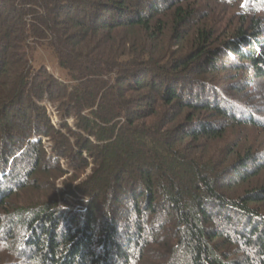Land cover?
Here are the masks:
<instances>
[{"label":"trees","instance_id":"obj_1","mask_svg":"<svg viewBox=\"0 0 264 264\" xmlns=\"http://www.w3.org/2000/svg\"><path fill=\"white\" fill-rule=\"evenodd\" d=\"M217 1L0 0V264H264V0Z\"/></svg>","mask_w":264,"mask_h":264},{"label":"rangeland","instance_id":"obj_2","mask_svg":"<svg viewBox=\"0 0 264 264\" xmlns=\"http://www.w3.org/2000/svg\"><path fill=\"white\" fill-rule=\"evenodd\" d=\"M217 5L214 6V8L216 10H219L221 15H226L227 17L229 16H233L234 18H237L239 16L238 14V9L239 7H236V5L234 7L229 6L228 3H226L224 0L223 1H217ZM225 5V6H223ZM225 59L221 60V64L222 65H226L227 68H229L230 64H228L227 62H225ZM38 63H43L47 66L48 70L54 74L56 77H65V74H63L61 72V69L59 68L58 62L56 57L54 56H49V55H43V56H39V59L37 61ZM243 96V99L245 102L249 101L251 106H255L259 109V113L258 116L261 117L262 120H264V84H260V85H255V86H250L247 88L246 92L241 94ZM41 103L44 104L48 116L51 120V124L54 126L56 131H61L63 134L67 133V130L62 126L63 120L62 117L59 114V110L57 106H54L48 99H45L44 101H42ZM239 107V106H238ZM256 108H254L255 110ZM257 111V110H256ZM241 116H244L243 112H241ZM249 118V115H245L244 119L246 123L247 120ZM73 119L69 120V123L72 125L73 127ZM248 124V123H247ZM229 134L230 136L228 137L229 140L231 142H233L234 140H238L239 145H237V149L240 147L241 149H243V147L245 146H249L250 144H255V142H257V140H259L260 138H262V134L259 132V130L254 129V127H244V129H240V127H232L229 130ZM248 137V139L246 138ZM43 144L44 147L46 149V151L48 152V154L52 153V146H53V142L50 140L49 137H44L43 138ZM260 149H264L262 147H260ZM62 163L64 164L65 168L67 169V161L63 160ZM90 173V168H87L86 173H84V175L82 176V178H84L87 174ZM72 174L69 173L66 176H63L62 178H60L57 182V192H60L63 189V181L65 180V178L67 176H70ZM81 179L78 180V182ZM253 182H257L260 184H264V169L262 170L261 174L259 176L256 177V179H254ZM256 184V183H255ZM26 197V196H24ZM66 198L69 199L68 197V193L66 194ZM27 201H29V198L26 199ZM25 200V201H26ZM70 200V199H69ZM72 202H76L75 199H71ZM28 204V203H26ZM70 208H74V205H72ZM237 227H239L238 223L235 225ZM1 254V252H0Z\"/></svg>","mask_w":264,"mask_h":264}]
</instances>
